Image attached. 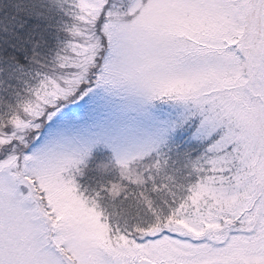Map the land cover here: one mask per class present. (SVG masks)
Returning a JSON list of instances; mask_svg holds the SVG:
<instances>
[{
  "label": "snow or ice",
  "instance_id": "snow-or-ice-1",
  "mask_svg": "<svg viewBox=\"0 0 264 264\" xmlns=\"http://www.w3.org/2000/svg\"><path fill=\"white\" fill-rule=\"evenodd\" d=\"M0 264H264V0H0Z\"/></svg>",
  "mask_w": 264,
  "mask_h": 264
}]
</instances>
